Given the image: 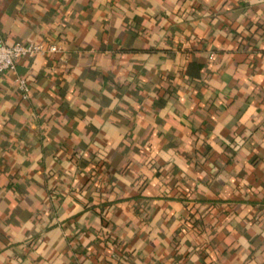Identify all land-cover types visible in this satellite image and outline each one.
Segmentation results:
<instances>
[{"label":"crops","instance_id":"obj_1","mask_svg":"<svg viewBox=\"0 0 264 264\" xmlns=\"http://www.w3.org/2000/svg\"><path fill=\"white\" fill-rule=\"evenodd\" d=\"M0 40L60 47L0 75V264H264V0H0Z\"/></svg>","mask_w":264,"mask_h":264},{"label":"built area","instance_id":"obj_2","mask_svg":"<svg viewBox=\"0 0 264 264\" xmlns=\"http://www.w3.org/2000/svg\"><path fill=\"white\" fill-rule=\"evenodd\" d=\"M60 51V47L55 44L46 45L43 42H15L7 44L0 40V75L4 71H14L17 59L21 57H32L36 54H46ZM212 56V54H211ZM16 82L23 97H27L29 87L23 77L17 76Z\"/></svg>","mask_w":264,"mask_h":264}]
</instances>
